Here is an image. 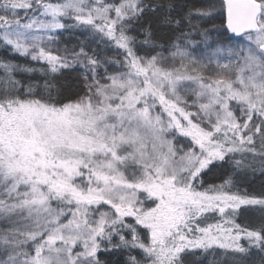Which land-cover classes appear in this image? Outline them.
<instances>
[{
	"label": "snow or ice",
	"instance_id": "snow-or-ice-1",
	"mask_svg": "<svg viewBox=\"0 0 264 264\" xmlns=\"http://www.w3.org/2000/svg\"><path fill=\"white\" fill-rule=\"evenodd\" d=\"M174 11L145 0H0V47L42 62L0 60V264L264 253V194L233 180L257 163L264 175V0ZM148 12L164 13L166 41L130 35ZM69 27L122 59L45 47ZM214 32L222 41L209 43ZM77 66L78 92L65 97L60 77ZM213 169L224 177L205 186ZM250 210L258 226L240 222Z\"/></svg>",
	"mask_w": 264,
	"mask_h": 264
},
{
	"label": "trees",
	"instance_id": "trees-1",
	"mask_svg": "<svg viewBox=\"0 0 264 264\" xmlns=\"http://www.w3.org/2000/svg\"><path fill=\"white\" fill-rule=\"evenodd\" d=\"M46 3H52L53 0H45ZM146 3L150 4H163L165 6L171 5L175 11L172 13L176 16L177 12L187 11L188 8L195 7L201 8L206 7L210 4L219 6L221 0H145ZM31 15V13H30ZM164 15V13H152L148 12L145 14L143 19L139 24L136 25V30L131 32V35L137 36L138 39H143V35L140 33L144 31H151L154 34V39L157 42L166 41L171 35V31L167 26L161 25L159 19ZM41 19H46L41 17ZM222 19L217 17L213 24L216 26L218 32H223L224 29L220 27ZM62 22L66 24H71L68 18H61ZM197 23V21H194ZM205 27H211L212 25H204ZM187 31V29H185ZM49 35L54 36V39L49 42L47 38L45 39L44 45L46 48L53 50L54 52L63 53L65 49L71 50L76 48L77 50L83 45L86 51L95 50L102 59H110L106 50L103 49L102 43H95L90 37V34L84 32V30L75 27H69L66 29L57 30ZM193 37L200 40L193 32ZM88 40V41H87ZM92 41V43H91ZM212 41H222L216 32L209 38V43ZM91 43V44H90ZM203 47V45H201ZM0 60L8 61L13 64L19 65L21 68L33 67L40 68L42 62L38 64L32 61L30 57L21 56L19 54L11 52L9 49L0 47ZM109 65H107L108 67ZM82 69L77 66L73 71L66 72L62 77H60V83L62 85V92L65 97L74 96L78 92L80 79V73ZM101 74H103V68L100 69ZM2 74V73H1ZM17 79L24 81L39 80L40 73H28L24 71H18L15 73ZM227 167V166H226ZM224 169H213L208 175L204 176L205 185L209 184H219L224 177ZM234 183L241 189H246L251 195L259 196L264 194V175L259 171V165L257 163V171L253 172L251 169L245 172H238L233 175ZM240 222L247 223L249 226H258L260 222V214L258 211H249L246 213L245 217L242 218ZM135 254V253H134ZM101 259L108 261V264H122L123 260L126 259V255H121L120 253H104ZM187 264H264V253L253 249L248 255H241L232 252L219 251L212 254H200L187 257Z\"/></svg>",
	"mask_w": 264,
	"mask_h": 264
},
{
	"label": "rangeland",
	"instance_id": "rangeland-1",
	"mask_svg": "<svg viewBox=\"0 0 264 264\" xmlns=\"http://www.w3.org/2000/svg\"><path fill=\"white\" fill-rule=\"evenodd\" d=\"M64 0H53L52 4H58V3H63ZM64 19H67L66 17H64ZM85 33L89 34L88 32L84 31ZM131 35V33H130ZM90 37H92L93 41L95 43H102L103 45V49L106 50V53L108 54V56L110 58H112V60H118V59H122V52L123 50H120V49H117L115 47H112V46H106L103 42L99 41L97 38H93L92 35H90ZM88 41V40H87ZM92 43V41H91ZM90 43V44H91ZM119 66L118 65H115V64H112V65H109L108 68H109V71L111 72L114 68H118ZM1 74V73H0ZM207 186V185H205ZM211 222V221H210ZM219 251H225L223 249H215L214 253L216 252H219Z\"/></svg>",
	"mask_w": 264,
	"mask_h": 264
}]
</instances>
